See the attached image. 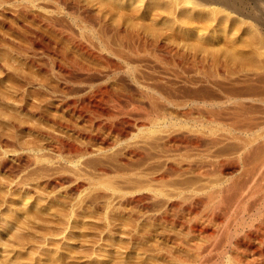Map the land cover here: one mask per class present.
Returning <instances> with one entry per match:
<instances>
[{
    "label": "bare ground",
    "instance_id": "bare-ground-1",
    "mask_svg": "<svg viewBox=\"0 0 264 264\" xmlns=\"http://www.w3.org/2000/svg\"><path fill=\"white\" fill-rule=\"evenodd\" d=\"M23 4L55 37L21 18L26 71L0 95L9 189L44 190L70 226L97 216L82 264H264V73L212 59L190 6L56 2L43 22Z\"/></svg>",
    "mask_w": 264,
    "mask_h": 264
},
{
    "label": "rangeland",
    "instance_id": "rangeland-1",
    "mask_svg": "<svg viewBox=\"0 0 264 264\" xmlns=\"http://www.w3.org/2000/svg\"><path fill=\"white\" fill-rule=\"evenodd\" d=\"M30 1L32 2V4ZM191 1H192L191 6H190V4L186 3L187 1L185 2V0H109V1L108 0H83V1L82 0H65V2H64V0H60V2H59V0H57L56 2L67 3V4L72 3V5L79 2L76 4L79 6H81V5L83 6L84 3L86 4V5L84 4L85 6H89V5H91V6L95 5L96 6V4L99 5L98 3L101 4V2L102 3L108 2V3H112L114 5L118 4V5H127V6H129V5L130 6L131 5L132 6H134V5H136V6H139V5L140 6H143V5L147 6L148 5V7H155L156 6V7H160V8L168 7L169 5L172 8H174V7H176V8L177 7L178 8H187L186 6H188V7L190 6V9H193V10H191L192 15H193L192 21L193 20H194L193 22L196 21V23L194 24L195 26L198 25L196 27L198 30L197 34H196V39L200 40L203 38L202 36H204V37L206 36V38L210 39L211 42L210 41L209 42L212 46L210 45L211 47L209 48V52L213 51V52H210L212 59L213 58L218 59V57H219V60H221V58H223L222 62H223L224 68L225 69L227 68L228 70L226 69V71L229 73H231L233 71L239 72L240 74H245V73L251 74V72L252 73L253 72L254 73H261V72L264 73V2H263L264 0H241L242 2H244V4L238 0H233L234 1L233 3H232V0H219V3H218V0H215L216 2H214V0H209V1L206 0L205 2H204V0H202V1L201 0H195V1L191 0ZM197 1H199L200 3L199 2L197 3ZM235 1H238V2H235ZM28 2L33 7H31V5ZM51 2H53L54 4ZM56 2H55V0H50V1L49 0H0V65L5 67L4 68L5 72L1 71V70H3V68H0V77H2L1 78L2 80L0 79V82H1L0 83V95L5 94L8 90V89H5V87L9 84L8 79H7V77L9 76V68H10V70H12V69L14 70L15 68L18 69V67L23 68V66L21 65V62H19L20 57L18 56L21 49L18 48L17 45H15V42L16 43L17 42H22V43L25 42L24 43L25 45H23L22 43L21 44L17 43V44H20V46H26V44H27L26 40L24 38H20L19 35H17V34H20L23 30L25 32L27 31V28L24 25L25 24L27 25V23H28L29 26H31L35 29H39V31H42L44 36L53 37V38L55 37V35H53L54 33L52 32V30L50 31V28H48L46 25L43 26V23H41V21L38 22L40 24H37L36 21H34V19L31 18L33 16V14L30 17L24 16V14L22 15L21 13L20 14L22 16L20 14H18L19 13V12H17L18 6L24 5L23 3H25V5L29 4L28 7L29 8L31 7V9H33V12H36V13H34V15L36 14L35 16H37L40 19H41V16H46V17L42 18L44 20L41 19L44 22L46 20L45 18H47V20H48L49 15H47L48 13L45 14L46 12L41 11V8H44L45 6H46L45 8H47V7L51 8V5L53 7V5H55ZM183 2H185L186 4ZM203 2H204V4H203ZM206 2L207 3L210 2L209 5ZM49 4H51V5H49ZM227 4L229 6H227ZM180 5H182L183 7H181ZM230 5H233L234 7L230 6ZM39 6H41V8H39ZM12 7H13V9H12ZM191 7H193V8H191ZM34 9H35V11H34ZM3 10H5V11H3ZM40 13H41V15H40ZM42 13H44V14H42ZM169 17H171V19H172V18H174V15H170ZM21 18L23 19L24 22L22 21ZM33 18H34V16H33ZM5 21L8 22L9 27L15 25L17 29L20 28L19 29L20 32L16 33L12 29L9 31L10 28L8 26L5 27V23H6ZM21 22H23L24 25ZM32 22H34V23H32ZM18 24H20V25L22 24L21 27ZM42 28H44V29L42 30ZM47 28H48V30H46ZM25 32L23 34H25ZM21 34H20V36L22 37L23 35H21ZM9 35L13 36V38H11ZM14 35H15V37H14ZM15 46H17V48L20 51L17 48H15ZM17 59H18L19 64H17ZM215 61H214L215 64L212 62L213 65H216ZM22 68H20L21 71H24V70L26 71V68L25 69L24 68L22 69ZM3 75H5V77ZM44 75L45 74H43V76ZM1 86H3V87H1ZM260 88L263 89V87H260ZM3 104L0 103V133L1 132L7 133L9 131H8V128L6 127L7 125L4 124V121L2 119L5 116L3 114H6L5 111L8 113H14L15 111L13 110V112H12V110H9L5 106V104H4V106H3ZM2 107L3 108L6 107V108L3 109ZM15 113H17V112H15ZM20 116H24L22 118H24L25 121H26V119L27 120L30 119V117L28 115H20ZM27 117H29V118H27ZM30 120H34V119H30ZM28 122H29V120H28ZM32 122L33 123L35 122L36 125L39 124L35 120ZM32 122H31V124H32ZM35 123L32 125L35 126ZM28 125L32 126L30 124H28ZM4 127H6L7 129ZM5 129H6V131H5ZM26 138H28V137H25L24 139H26ZM1 172L2 171H0V187H1L0 188V194H1L0 195V214H1L0 215V221L3 219L0 222V225H1L0 226V232H1L0 235L3 237L1 239V242H0L1 245H3V246L0 245V255H1L0 259H3V260H1V262H2L1 264H80L82 261L81 257H80L82 254L81 253L82 247L80 246V244L84 243V240H85L87 247H89L92 240L94 241L98 238L100 228H99V226H97V228L95 227L96 224L99 223V221H97L99 219H96L97 216L94 217V216H92V214L88 215V217L86 218L88 221V222H86L87 225H85L86 228L83 226L82 223L79 224L80 222H76V223L72 224V226H70L69 224L67 225V223L71 221V218L68 219L69 215H67V212H65V210L63 208H61L60 206L54 205V203H52L47 198L48 197L47 192H44V190L40 189L37 186L33 187V185H31L32 187L29 186L30 189H26V190H24V192H23V190H21L19 188V186H17V188H15V187L10 188L12 190V193H11V191L9 189L10 186H9V182L7 180V176L2 172L4 174V176H3V174ZM21 173L24 175V172H21ZM5 178H6V180H5ZM4 182H5V184L7 182L8 185L7 184L3 185ZM3 191H5V192H3ZM15 191H16V193H15ZM13 200H14V202H13ZM9 202H10V204H8ZM12 215L13 216L16 215L14 217H15V219L16 218L18 219V220L16 219L18 223H16L15 220H14L15 223H12L10 221ZM5 216H6V218H5ZM9 217H10V219H9ZM61 218H62V220H61ZM20 219H22V220H20ZM93 219L95 220L96 224L94 223ZM43 220H44V222H43ZM4 221L6 223H4ZM58 221H59V223H58ZM61 221H63V222H61ZM22 222H24V223H22ZM39 223H41V224H39ZM65 223L68 227L65 225ZM88 224H90V225H88ZM76 225H77V227H76ZM87 226H88V228H87ZM10 227L11 228L15 227V228L11 229ZM1 230H3V231H1ZM6 233H8V234H6ZM9 234H11V238H9L10 237ZM4 240H6V241H4ZM80 240L81 241L83 240V241L81 242ZM90 240H91V242L89 243ZM12 246H14V247H12ZM90 247H89V249H90ZM1 249H3V250H1ZM11 253H13V254H11ZM7 256H8V258H7ZM12 258H14V259H12ZM5 259L8 261V263H6L7 261ZM8 259H12V260L16 259L17 261H13L14 262L13 263L10 260V263H9ZM202 264H206V262H203Z\"/></svg>",
    "mask_w": 264,
    "mask_h": 264
}]
</instances>
